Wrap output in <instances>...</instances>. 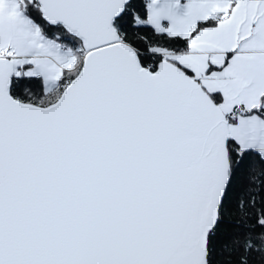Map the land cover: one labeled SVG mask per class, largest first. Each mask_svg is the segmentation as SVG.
Wrapping results in <instances>:
<instances>
[{"label":"snow or ice","instance_id":"snow-or-ice-1","mask_svg":"<svg viewBox=\"0 0 264 264\" xmlns=\"http://www.w3.org/2000/svg\"><path fill=\"white\" fill-rule=\"evenodd\" d=\"M0 264H264V0H0Z\"/></svg>","mask_w":264,"mask_h":264}]
</instances>
